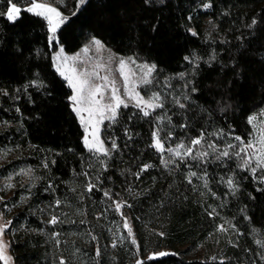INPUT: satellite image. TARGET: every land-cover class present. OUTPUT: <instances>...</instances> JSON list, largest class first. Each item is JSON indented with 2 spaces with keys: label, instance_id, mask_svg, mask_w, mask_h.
Wrapping results in <instances>:
<instances>
[{
  "label": "trees",
  "instance_id": "1",
  "mask_svg": "<svg viewBox=\"0 0 264 264\" xmlns=\"http://www.w3.org/2000/svg\"><path fill=\"white\" fill-rule=\"evenodd\" d=\"M30 2L0 0V151L13 156L0 167V175L26 166L35 179L30 191L17 189L12 199L7 235L14 264H59L60 259L91 264L97 247L100 264H264L257 244L264 241V183L238 169L235 159L211 162L209 157V163L199 165L177 160L166 168L162 154L149 146L156 117L165 114L172 121L160 122L165 148L188 144L201 131L205 143L195 150L211 151L208 143L223 150L229 142L238 143L237 135L245 142L251 138L248 118L264 106V0H87L78 11L74 0L71 12L63 9L69 19L53 45L46 21L22 8ZM13 3L21 7L15 22L6 14ZM92 38L116 54L155 64L158 81L153 86L164 99L163 109L149 117L128 107L119 110L116 122L105 123V146L110 149L115 140L118 147L110 158L99 160L84 147V130L70 104L72 90L53 62L58 45L75 54ZM185 57L199 58L190 79L196 91L189 101L177 83L171 91L162 87L163 79L191 66ZM176 97L185 109L173 103ZM220 129L230 135H209ZM169 131L171 140L166 139ZM145 164L152 167L140 172ZM205 168L207 188L199 178ZM190 170L198 177H190ZM229 176L239 189L234 195L226 184ZM89 182L97 185L91 192ZM134 185L145 190L131 207H123V216L136 245L113 204ZM104 190H110L112 200ZM23 194L27 198L21 203ZM52 215L59 220L54 226L48 223ZM222 219L234 224L236 244L225 248L221 260L191 257L190 251ZM54 233L59 235L53 238ZM162 252L166 255L150 259Z\"/></svg>",
  "mask_w": 264,
  "mask_h": 264
},
{
  "label": "snow or ice",
  "instance_id": "2",
  "mask_svg": "<svg viewBox=\"0 0 264 264\" xmlns=\"http://www.w3.org/2000/svg\"><path fill=\"white\" fill-rule=\"evenodd\" d=\"M58 4L63 5L64 0H57ZM87 3V0H76V10L78 11L80 6ZM205 8L211 7V4H204ZM21 8L17 6V4L13 3L10 7L7 8L6 14L7 19L11 22H15L20 14ZM26 11L34 14L37 17L43 18L47 23L48 32L50 33L48 39L49 42L57 41V30L67 22L69 17L63 15V13L59 10V8L53 4L49 3H38L35 0H31V6L26 8ZM75 11L73 15H75ZM4 13L0 12V15ZM256 24V20L253 19L252 25ZM251 27V25H250ZM196 35L195 32L192 33ZM92 45L99 51L102 50L104 45L100 40L93 38L91 41ZM83 51L87 53L89 48H84ZM60 55L55 57L56 60H62L63 62L58 64L56 67V71L59 73L61 77L67 82V86L72 90V95L69 97L72 105V111L76 114V116L80 119L81 125L84 126V138L83 144L84 147L96 158L99 160L100 156L105 158L111 157V152L117 150V144L115 140L111 142L110 149L105 146V142L101 139L100 126L104 123L105 120L110 122H116L119 114V110L121 107L128 108V101L133 102V106L139 110L140 113L144 117H149L152 112H155L157 109H163L164 107V99L159 92H153L150 97L145 99L144 96L141 95L136 89L141 85H151L153 83L152 75L156 70V65H148V64H137L136 60L132 57H129L127 60L120 58L118 61L119 64V72L120 76L123 79V93L121 94V90L116 86V81L114 79H110L108 75L100 76L99 70H104L105 65L101 63H97L94 65L92 71H77L76 67L73 66L71 68L67 67L69 58L67 56H63L64 49L61 47ZM73 60L78 59V57H73ZM186 60H189L190 63H195L196 67H199L198 59L190 60L189 57H185ZM210 59H215L213 55ZM111 58H109V62ZM130 64H135L138 69L141 70V75L139 80L135 83L131 82L130 77L135 75L131 69H129ZM126 69H129L127 72ZM183 73L180 74V78H184ZM97 81H102L98 83ZM42 86V85H38ZM187 83L184 85L187 88ZM28 85L25 86L27 89ZM105 89L110 90V95L108 96V102H104L105 100ZM196 91L195 88L191 89V92L194 93ZM7 95L6 92L3 93ZM183 100L189 101L190 95L185 93L183 96ZM173 103L177 105L181 109H185L187 105L181 102L179 97L174 98ZM19 111V109H17ZM221 111H224L221 108ZM84 113H87V119H85ZM262 118H264V113L260 114ZM156 130H154L151 134L152 143L149 145L154 148L158 153L163 154L165 151L169 155V159L165 160L161 159V163L164 164L165 167L168 166L169 163H175L177 160L183 164L186 160L195 161L197 164H207L209 163V157H212L211 162H223L226 160L235 159L236 167L243 171H248L252 175L253 179H258L260 183H264V124L258 123L257 118L255 116H251L248 119V123L253 125V132L250 139L246 142L240 136L233 137L237 144L228 143L227 146L221 150L215 143H208V150H195L193 146H202L205 143V132L201 131L200 135L194 138H191L188 144H185L183 141H180L173 147L165 148L164 138L161 137L160 133L163 131L160 128V122L162 120H166L169 124H171V117L166 114L163 116L156 117ZM181 128L187 127L186 124H181ZM209 135L215 136L218 139H223L226 134L223 129L218 131L209 133ZM166 139H172V133L169 131L167 133ZM183 150V151H181ZM231 150V151H229ZM4 153L3 155H6ZM175 159H172V158ZM53 163H55L53 161ZM100 163L103 165L105 161L100 160ZM47 163L44 164V167H47ZM151 165L145 164L141 167L140 172L147 171ZM189 168L191 169V164H189ZM106 170V168L104 169ZM140 172L134 173V175L139 178ZM261 173L260 176L257 174ZM32 173L31 169L27 171H23L21 174L25 176H30ZM87 175V173H84ZM190 177H198L197 171L189 172ZM200 179L204 181V187L208 186V173L206 168L203 171V175L199 176ZM223 179V177L221 178ZM11 181V178H9ZM188 183L191 184L192 180L189 178ZM226 184L229 190L233 193V195L238 191V186L234 180V177L229 176L226 180ZM15 185L11 182L7 183L4 187L5 189H12ZM34 186V185H33ZM52 188L53 186L50 184L48 186ZM94 188H97V185L89 182L86 185V190L88 192L93 191ZM261 190V189H258ZM30 191V189H29ZM104 197L108 200H112V196L110 190L103 191ZM2 197H0V201H2ZM61 201L57 200L56 204L59 206ZM114 210L117 213L121 214V218L124 220L123 227L127 230L128 237H131V243L136 245V239L134 237V233L129 221L123 216L122 209L123 207H131L128 205L126 201H113ZM7 207V206H5ZM214 211V210H213ZM211 215V213H210ZM51 225H56L59 223L58 217L52 215L50 220L48 221ZM83 223V221H81ZM12 220H6L3 212H0V261H3V264H11L12 257L8 255V248L10 244L8 241L4 239L5 234L8 229L12 226ZM218 231H226V229L221 226L218 228ZM255 231V229H253ZM59 233H54L53 238L57 237ZM162 236L163 233H160ZM96 237H93L95 240ZM59 243V241H57ZM257 244L264 248V241H257ZM112 247H116V244L113 243ZM102 253L99 247L96 248L95 251V259L91 262V264H100V257ZM159 255L163 256L166 253H160ZM264 258V256H262ZM151 259V257H150ZM213 260H216V257H212ZM59 264H66L64 259H60ZM136 264H143L142 261L137 260ZM220 264H224L223 260L220 261Z\"/></svg>",
  "mask_w": 264,
  "mask_h": 264
},
{
  "label": "rangeland",
  "instance_id": "3",
  "mask_svg": "<svg viewBox=\"0 0 264 264\" xmlns=\"http://www.w3.org/2000/svg\"><path fill=\"white\" fill-rule=\"evenodd\" d=\"M73 1L74 0H64L63 5L58 4L57 0H37L35 2L53 4L59 8V10L63 13V15L68 17V15L65 13L71 12ZM30 6H31V2L24 4L22 8H27ZM63 9H66L67 12L64 13ZM65 24H63L61 27H63ZM61 27L57 30V33L61 29ZM49 35H50V33H49ZM92 39L88 40L84 44L83 48L75 54H67L64 51L63 56H67L69 58L67 67L71 68V67L75 66L77 71L82 72V71L87 70L90 72L93 70V67L95 64H97V63L104 64L105 69L99 70L100 76L102 77L104 75H108L110 79H114L116 81V86L121 90V94L123 93V79L120 76V72H119L118 61L120 58L127 60L129 57H132L136 60L137 64L152 65L151 63L141 61L140 59H138L134 56L127 57V56H122V55L116 54L113 51H111L109 48H107L102 42L101 43L104 45V47L102 50L98 51L95 48V46L92 45V43H91ZM55 43L58 44V41H53L50 44L53 45ZM86 47L89 48V51L87 53H85L83 51V49ZM60 48H61V46L58 45V48L56 49V51L53 54V62H54L55 69H56L58 64L63 62L62 60L58 61L55 59V57L60 55V52H59ZM73 57H78V59L73 60L72 59ZM109 58H111L110 62H109ZM193 60H196V58H194ZM194 65H195V63H191V66H189V68L183 73V74H185L183 79L180 78V75L175 76V77L170 76V77L163 79V85L164 86H162V87H164L166 90L171 91L172 86H176L175 83H177V85L180 87L181 93L183 95L185 93L191 94L192 93L191 92L192 82L190 79L192 76ZM129 69H131L133 72H135V75L130 77L131 82H133V83L137 82L139 80L140 75H141V70L138 69L135 64H130ZM129 69H126L125 71L127 72ZM156 73H157V67H156L155 72L152 75L153 83L151 85H141L140 87H138L136 89L138 92L141 93L142 96L145 97V99L150 97L153 92H158L154 88V86L156 87V85H154V82L158 81V80H156L157 79ZM61 78L63 79V77H61ZM97 82L101 83L102 81H97ZM186 83L188 85L187 88L184 87V85ZM144 89L147 91V94H145V95L142 94V91ZM109 95H110V90L105 89V100H104L105 103L108 102V96ZM128 103H129V107H134L132 101H128ZM70 104H71V101H70ZM121 108H123V107H121ZM261 113H264V106L262 108H260L258 111H256L254 114H252L251 116H255L257 118L258 123L264 124V118L261 117V115H260ZM83 115L85 116V119H87V113H84ZM107 122H110V121L105 120L104 123L100 126V128H101L100 136L102 134V128H103L104 124ZM82 127L84 130V126H82ZM251 127L253 130V125H251ZM84 135H85V132H84ZM101 139H102V136H101ZM181 151H183V150H181ZM4 153H7V154L3 155ZM162 155H163V159H165V160L169 159V155L166 151ZM12 159H13V156L10 154L9 151H2V150L0 151V167L4 164L10 163ZM172 159H175V158L173 157ZM172 164L173 163H169L167 167H169ZM162 165H163V167H165L164 164H162ZM28 169H31V168L26 167V166L19 167V168L17 167L12 172H10V174H8V175H0V197L3 198L2 201H0V212H3L6 220H9V219L11 220L10 217H11L12 211L15 207V204L13 203L12 199L14 197L16 190L22 189V188L29 190L34 183L35 179H34V172L32 169H31L32 173L30 176H25V175L21 174L23 171H27ZM9 178H11V181L9 180ZM9 182H11L15 185L10 190L5 189V187H4ZM144 190H145L144 187L134 185V186L130 187V189L127 191L126 196L121 201H126V203L128 205H130V204H132L133 201H135V199L137 197H139L141 195V193ZM26 198H27V196L25 194H23L21 199L19 200V202L22 203L23 201L26 200ZM3 204H6V205H3ZM5 206H7V207H5ZM122 212L124 213L123 209H122ZM221 226H223L226 229V231H218V228ZM4 239L9 242L7 233L5 234ZM237 240H238V234H237V231H236L234 224L228 219H222L219 226L212 233L209 234L207 239L201 241L195 249L190 251L189 254L193 258L213 260L212 257H216V260H221L224 256L225 248L228 246L235 245ZM259 248L261 249V257H262V256H264V248H261L260 246H259ZM7 254L11 256L9 248H8ZM159 254L160 253L153 254L150 257L151 258H158L159 256H161ZM262 260H264V258H262ZM0 264H3V261H0ZM11 264H14L13 259L11 261Z\"/></svg>",
  "mask_w": 264,
  "mask_h": 264
}]
</instances>
